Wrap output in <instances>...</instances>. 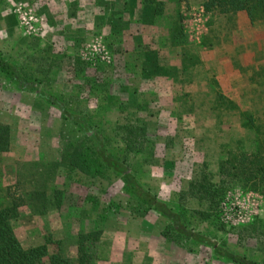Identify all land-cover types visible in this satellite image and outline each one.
<instances>
[{"label":"rangeland","instance_id":"1","mask_svg":"<svg viewBox=\"0 0 264 264\" xmlns=\"http://www.w3.org/2000/svg\"><path fill=\"white\" fill-rule=\"evenodd\" d=\"M163 1L164 18L143 0H0V52L24 79L85 116L140 184L172 204L197 165L207 162L217 173L222 144L243 140L248 151L256 150L257 135L243 127L240 112L250 111L264 124V23L251 24L240 12L228 24L205 12L204 0ZM176 12L194 58L187 61L197 63L186 75L181 49L168 41ZM211 31L219 42L204 46ZM216 95L237 108L229 110L226 100L216 103ZM0 122L11 126L13 140L0 155L2 186L27 199L15 221L25 248L51 233L62 241L64 254L75 258L79 234L101 230L95 264H235L210 246L166 238L168 219L155 209L137 212L119 174L95 178L65 166L54 171L51 165L61 162L66 145L83 140L79 127L1 71ZM138 123L146 125L152 156L149 149L141 155L123 151L118 126ZM43 171L49 175L40 177ZM54 189L64 192L61 208L52 201L44 207ZM200 207L191 200L189 208ZM219 217L221 228L196 219L191 228L263 263L264 235H254L251 226L264 219V195L232 189Z\"/></svg>","mask_w":264,"mask_h":264},{"label":"trees","instance_id":"2","mask_svg":"<svg viewBox=\"0 0 264 264\" xmlns=\"http://www.w3.org/2000/svg\"><path fill=\"white\" fill-rule=\"evenodd\" d=\"M143 1L145 4L153 5L154 16L164 18L163 0ZM203 8L207 13L223 16L231 25L236 23L240 12L247 14L251 24L264 23V0H204ZM167 29L170 46L181 49L183 55L181 73L186 75L197 63H188L194 58L189 56L186 48L187 30L180 12L170 17ZM210 33L213 34L212 37L203 38L204 46L213 47L219 42L217 34L213 31ZM189 59L190 61H187ZM0 71L5 73L18 89L34 92L49 105L58 108L64 119L79 127L83 140L66 145L61 162L51 165L54 171L60 166H65L68 170H80L95 178H105L108 172L119 174L123 178L125 190L138 204L137 212L146 213L150 209H155L168 219L169 223L162 233L166 238L175 242L186 239L210 246L218 256L235 264H264L230 252L216 241L191 228V221L195 219L213 225L219 224L221 228L220 207L228 191L232 189L240 188L245 192L264 195V124L254 113L241 111L240 116L243 127L255 131L257 135L256 150L248 151L243 140L222 144L217 173L211 171L207 162L197 165L196 174L187 189L178 193L172 204H167L140 184L127 160H121L112 152L108 139L97 133L85 116L70 112L59 96L42 92L38 82L24 79L17 66L6 60L1 52ZM215 99L216 103L222 102V104L223 100H226L224 104H229L226 105L229 110L237 108L232 101L223 96L216 95ZM117 134L121 137L124 144L123 151L126 154L141 155L149 149L152 156L153 145L146 138L145 124L120 125ZM12 143L11 126L0 122V155L9 152ZM33 164L38 166V163ZM45 175H49V171L39 174L40 177ZM5 191L0 180V264H95L97 259L95 249L102 236L101 230L79 234L75 258L64 254L62 241L55 239L51 233L46 235L43 243L25 248L17 236L15 221L18 220L20 208L26 204L27 199L24 195L13 192L12 187L7 188V193ZM37 194L31 197L36 200L35 204L38 203ZM52 194L53 198H44V207L52 201L57 208H61L64 192L54 189ZM191 200H196L201 206L200 209L189 208ZM251 228L254 235H264V219H257Z\"/></svg>","mask_w":264,"mask_h":264}]
</instances>
